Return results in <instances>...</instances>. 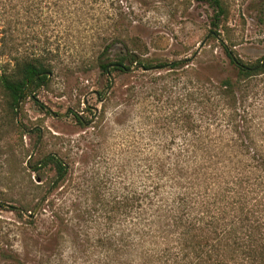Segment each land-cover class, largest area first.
Returning <instances> with one entry per match:
<instances>
[{
    "label": "rangeland",
    "instance_id": "obj_1",
    "mask_svg": "<svg viewBox=\"0 0 264 264\" xmlns=\"http://www.w3.org/2000/svg\"><path fill=\"white\" fill-rule=\"evenodd\" d=\"M223 2L226 15L217 34L212 7L196 0L88 3L85 10L93 16L78 20L41 4L34 37H23V44L51 51L62 64L21 102L16 121L24 127L22 141L14 135L9 144L0 141V264H97L99 254L86 237L98 231L86 222L93 181L111 179V186L128 193L133 181L143 180L149 155L177 150L189 128L180 118L197 116L192 94L207 93L208 81L224 76V45L243 62L264 65V0ZM111 42L113 54L129 49L145 59L181 60L182 69L113 73L110 86L107 76L86 71L83 62ZM254 85L250 102L264 128V75ZM50 153L69 163L57 186L52 166L34 168Z\"/></svg>",
    "mask_w": 264,
    "mask_h": 264
},
{
    "label": "trees",
    "instance_id": "obj_2",
    "mask_svg": "<svg viewBox=\"0 0 264 264\" xmlns=\"http://www.w3.org/2000/svg\"><path fill=\"white\" fill-rule=\"evenodd\" d=\"M46 1L57 8L54 14L78 20L93 16L85 10L88 3L108 0H0L2 142L13 135L22 141L24 127L16 121L19 103L28 92L32 97L30 90L47 84L62 64L51 51L23 44V37H34L32 30ZM196 1L212 7L217 34L226 15L223 0ZM112 48L113 42L83 62L86 71L107 76L110 86L113 73L182 69L181 60L145 59L129 49L113 54ZM224 50L229 59L224 76L207 80V93L199 89L192 94L197 116L180 118L181 126L189 128L177 150L165 157L149 155L143 180L133 181L128 193L117 183L111 186L114 182L108 178L94 180L87 189V227L98 231L86 237L99 254L97 264H264V128L250 102L264 65L243 62L225 45ZM34 101L50 113L35 97ZM76 119L86 124L78 114ZM49 165L59 177L57 186L69 173V163L50 153L34 168L39 172Z\"/></svg>",
    "mask_w": 264,
    "mask_h": 264
},
{
    "label": "water",
    "instance_id": "obj_3",
    "mask_svg": "<svg viewBox=\"0 0 264 264\" xmlns=\"http://www.w3.org/2000/svg\"><path fill=\"white\" fill-rule=\"evenodd\" d=\"M263 64H264V63H263ZM50 77H51V76H49L48 78L50 79ZM85 104H86V101H85ZM19 107H20V103H19V105H18V109H17L18 111H19Z\"/></svg>",
    "mask_w": 264,
    "mask_h": 264
}]
</instances>
